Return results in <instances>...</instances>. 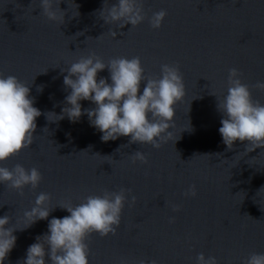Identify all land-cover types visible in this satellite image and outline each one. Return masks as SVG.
<instances>
[{
  "label": "water",
  "instance_id": "1",
  "mask_svg": "<svg viewBox=\"0 0 264 264\" xmlns=\"http://www.w3.org/2000/svg\"><path fill=\"white\" fill-rule=\"evenodd\" d=\"M31 3L0 0V73L28 84L42 114L36 118L33 144L0 166L37 167L43 179L35 189L26 186L23 195L0 183V217H12L6 227L23 228L28 223L24 214L41 192L51 195L48 206L56 208L48 219L15 231L16 245L4 264H21L37 236L48 232L49 221L70 215L57 207L62 202L78 205L89 195L121 188L132 190L126 193L121 224L115 235L88 237L89 264H121L122 259L127 264L140 259L197 264L201 252L216 256L219 264H244L250 253H264V148L245 152L247 142L236 141L226 150L219 132L223 114L217 109V98L227 94L231 68H238L250 86L264 81V0H143L146 19L134 28L105 23L99 13L105 0H61L65 23L60 26L40 14L39 0L30 12ZM162 9L167 16L154 29L150 17ZM93 52L106 63L139 56L146 77L158 78L162 64L180 67L186 95L175 105L173 137L162 147L127 146L128 136L103 142L87 114L77 122L67 116L46 119L49 111L61 113L71 91L62 70ZM102 77L112 83L107 68L98 73L97 79ZM145 85L146 80L140 94ZM251 92L264 104V90L251 87ZM80 103L85 109L96 107L89 100ZM57 145L63 147L57 151ZM84 149L89 150L80 152ZM137 150L148 156L146 164L132 163ZM191 185L197 195L185 196ZM173 205H180L179 211ZM45 260L51 264L47 255Z\"/></svg>",
  "mask_w": 264,
  "mask_h": 264
},
{
  "label": "clouds",
  "instance_id": "2",
  "mask_svg": "<svg viewBox=\"0 0 264 264\" xmlns=\"http://www.w3.org/2000/svg\"><path fill=\"white\" fill-rule=\"evenodd\" d=\"M60 2L61 0H39L40 14L57 22L59 26L65 23V10L59 7ZM233 2L236 3L237 0ZM33 4L34 0L28 7L30 12L35 9ZM75 7L78 9L79 5L75 4ZM99 13L105 23L119 22L120 28L128 24L134 28L147 15L143 0H117L111 5L105 0ZM78 15L77 11L74 16ZM166 16L167 10L164 9L153 13L149 20L151 27L160 28ZM111 35L115 38L118 33L113 30ZM90 38L92 37H88ZM105 68L109 71L111 84L108 78L97 79L98 73ZM47 71L48 69L42 73ZM62 71L68 73L64 76L63 83L71 91L65 97V106L60 114L52 111L46 114L49 122L63 120L65 116L70 121L77 122L82 115L87 114L90 124L103 133V142L128 136L130 140L127 146L147 143L158 149L173 137L170 129L174 127L175 105L186 95L184 78L178 65L162 64L158 78L146 77L139 56L114 57L106 63L93 52L91 55L81 56L77 62ZM241 77L242 73L238 68H231L227 94L223 98H217V109L223 114L219 132L223 143L227 145L226 150H231L235 142L240 141L247 142L245 152H250L264 148V104L254 100L251 92V87L264 90V81H257L254 86H250ZM145 80L146 85L140 94L141 82ZM30 90L29 85L17 76L5 77L0 73V162L17 155L34 142L36 118L42 113L39 108L34 107ZM38 91H43V85L38 87ZM82 100H89L96 107L82 108ZM179 139L180 137L176 141ZM57 146V151L63 147ZM87 150L89 149L80 152ZM130 158L132 163L148 162V156L139 150L132 153ZM42 179L43 175L37 167L29 170L22 164H16L12 169L0 166V183L19 190L21 195L24 194L26 186L30 185L35 189ZM131 191L129 188H121L119 191L105 190L102 195L87 196L78 205L62 202L57 207L66 209L70 215L63 218L53 217L48 223V232L37 236V242L29 246L21 264H46V255L51 264H89L88 237L92 233H98L101 237L117 233L128 199L126 193ZM184 195L196 196V186L191 185ZM50 200L49 193L41 192L37 196L35 206L24 214L28 223L23 228L6 227L10 225L12 217L7 214L0 217V264H4L16 245L17 236L14 233L17 229L22 230L38 220L48 219L56 208L48 206ZM136 201L137 197L133 195L131 204L134 205ZM172 207L173 211L180 209V205ZM169 222L175 223V217H170ZM196 261L197 264H219L216 256H206L203 252L198 254ZM121 264H127V261L122 259ZM138 264H149V261L140 259ZM150 264H157V261L153 259ZM244 264H264V253H250Z\"/></svg>",
  "mask_w": 264,
  "mask_h": 264
}]
</instances>
